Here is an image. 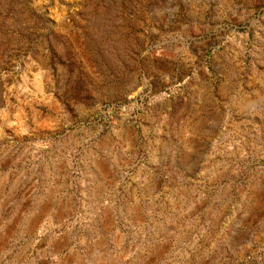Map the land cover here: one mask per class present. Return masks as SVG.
<instances>
[{"label": "rangeland", "instance_id": "obj_1", "mask_svg": "<svg viewBox=\"0 0 264 264\" xmlns=\"http://www.w3.org/2000/svg\"><path fill=\"white\" fill-rule=\"evenodd\" d=\"M0 264H264V0H0Z\"/></svg>", "mask_w": 264, "mask_h": 264}]
</instances>
